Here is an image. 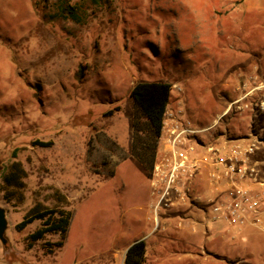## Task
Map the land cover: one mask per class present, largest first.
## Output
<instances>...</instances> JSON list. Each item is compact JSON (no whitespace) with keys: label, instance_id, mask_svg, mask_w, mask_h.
Wrapping results in <instances>:
<instances>
[{"label":"rangeland","instance_id":"374dc122","mask_svg":"<svg viewBox=\"0 0 264 264\" xmlns=\"http://www.w3.org/2000/svg\"><path fill=\"white\" fill-rule=\"evenodd\" d=\"M68 1L76 19L65 0H0V264H71L97 250V233L147 227L149 242L160 239L157 264H264L258 226L229 228L176 205L152 211L151 171L130 158L150 135L129 94L167 82L170 110L195 126L216 121L217 135L255 137L264 156V114L226 110L240 77L264 76V0ZM12 161L25 170L18 186L3 181ZM36 204L72 211L54 253L53 233L26 247L40 220L15 230ZM111 255L101 264H117Z\"/></svg>","mask_w":264,"mask_h":264},{"label":"built area","instance_id":"2783aa9c","mask_svg":"<svg viewBox=\"0 0 264 264\" xmlns=\"http://www.w3.org/2000/svg\"><path fill=\"white\" fill-rule=\"evenodd\" d=\"M235 89L237 97L227 111L264 114L263 75L253 70L239 78ZM215 125L216 121L195 126L183 110L166 107L151 170L152 211L193 204L205 213V220L264 231V156L259 143L255 137L217 135ZM202 173L209 188L206 194L195 184Z\"/></svg>","mask_w":264,"mask_h":264},{"label":"trees","instance_id":"16d2710c","mask_svg":"<svg viewBox=\"0 0 264 264\" xmlns=\"http://www.w3.org/2000/svg\"><path fill=\"white\" fill-rule=\"evenodd\" d=\"M91 5L100 4L101 0H88ZM63 9L71 18H77L75 6L65 0ZM171 85L163 81H146L137 82L130 90L132 98L137 110L144 118L150 139L146 140L138 152L134 151L133 156L147 169L151 170L155 162V146L160 136L162 122L166 107L169 102ZM110 113V111H109ZM136 120L132 126L135 132L138 130ZM9 171L3 175V181L9 186H18L21 184L20 179L25 176V170L20 162L12 161L9 165ZM72 211L64 209H40L38 204L30 208L24 217L15 224V230L23 229L28 223L34 220H40L41 224L30 232L27 237L26 247L31 248L34 242L42 240L46 234H57L59 239L50 243L48 253H54L62 247L68 227L71 221ZM145 255V242L138 240L132 243L125 252L122 264H142Z\"/></svg>","mask_w":264,"mask_h":264},{"label":"crops","instance_id":"0c3cea01","mask_svg":"<svg viewBox=\"0 0 264 264\" xmlns=\"http://www.w3.org/2000/svg\"><path fill=\"white\" fill-rule=\"evenodd\" d=\"M130 158L139 166L144 167L134 157H130ZM122 161H124V160H122ZM122 161L115 164V167L119 163H121ZM149 176H150L149 184H150V189H151L152 176L150 173H149ZM195 184L197 186V190L203 192V194H206L208 192V189H209L208 183L206 181V177H205L204 173H202L200 176L197 177ZM150 193H151V191H150ZM189 206L190 207H188V205H185V206H180V207L187 208L186 214H188L190 212V210L197 211L200 214H205L196 205L192 204ZM186 214H185V211L180 210L178 212V214H176V215L178 217L184 216L186 219L188 217V215H186ZM71 220H72V217H71ZM71 222L72 221H70V224H71ZM68 229H69V227H68ZM153 229H154V227H147L145 229H142L141 231H135V232H131V231H129L130 229H128L127 231H129V232L125 231L123 233H119V232L115 233L114 231L110 232V231H106V230L101 232V233H97L96 234V237H97L96 242L99 243L97 250H94V249L89 250L88 252L83 254L81 257L74 258L72 263L73 264H83L87 260L88 261L94 260L95 262L94 263L91 262L92 264H101L103 256L106 253L111 252V254H112L111 256L114 257L113 258L114 260L119 259L117 261L118 262L117 264H122L126 249L135 241L143 240L145 242V255H144V261L142 264H157L159 261L158 258L160 255L159 251L161 250L162 247H161L160 243H158V240L160 241V239L150 240V242H149V237H150V234H151ZM161 229L164 230L163 225H162ZM204 229L205 230L202 232L203 234L207 233L206 226L204 227ZM67 237H68V231H67L66 239H67ZM66 239H65V241H66ZM65 241H64V243H65ZM64 243H63V245H64ZM115 243H116V245H115Z\"/></svg>","mask_w":264,"mask_h":264},{"label":"water","instance_id":"95a60500","mask_svg":"<svg viewBox=\"0 0 264 264\" xmlns=\"http://www.w3.org/2000/svg\"><path fill=\"white\" fill-rule=\"evenodd\" d=\"M6 227H7V219L5 215V209L0 206V241L5 247H7L8 245L7 240L4 236Z\"/></svg>","mask_w":264,"mask_h":264}]
</instances>
